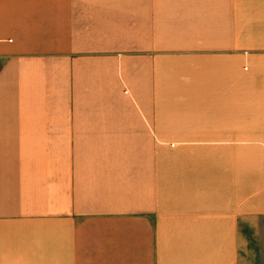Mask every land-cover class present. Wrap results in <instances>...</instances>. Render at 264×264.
I'll use <instances>...</instances> for the list:
<instances>
[{
    "label": "crops",
    "instance_id": "1",
    "mask_svg": "<svg viewBox=\"0 0 264 264\" xmlns=\"http://www.w3.org/2000/svg\"><path fill=\"white\" fill-rule=\"evenodd\" d=\"M0 264H264V0H0Z\"/></svg>",
    "mask_w": 264,
    "mask_h": 264
}]
</instances>
